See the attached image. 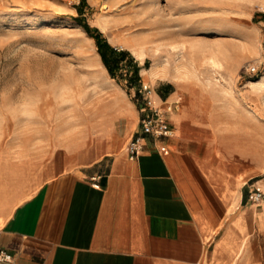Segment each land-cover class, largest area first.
<instances>
[{"label": "rangeland", "instance_id": "rangeland-1", "mask_svg": "<svg viewBox=\"0 0 264 264\" xmlns=\"http://www.w3.org/2000/svg\"><path fill=\"white\" fill-rule=\"evenodd\" d=\"M79 1L0 0V156L60 166L123 146L146 85L179 99L176 113L206 124L223 153L264 169V0H85L83 19L128 51L137 84L126 61L110 77Z\"/></svg>", "mask_w": 264, "mask_h": 264}, {"label": "crops", "instance_id": "crops-1", "mask_svg": "<svg viewBox=\"0 0 264 264\" xmlns=\"http://www.w3.org/2000/svg\"><path fill=\"white\" fill-rule=\"evenodd\" d=\"M169 120L133 159L128 141L60 166L0 156V249L13 264H264V202L248 198L264 169L193 117Z\"/></svg>", "mask_w": 264, "mask_h": 264}, {"label": "built area", "instance_id": "built-area-1", "mask_svg": "<svg viewBox=\"0 0 264 264\" xmlns=\"http://www.w3.org/2000/svg\"><path fill=\"white\" fill-rule=\"evenodd\" d=\"M253 70V69H252ZM143 107L141 108V116L139 119V130L131 136L127 145L126 152L130 159L138 154L142 147V138L145 135L153 138L170 137L173 130L170 126L169 116L178 109L179 99L171 102L167 99L155 102L153 99L154 91L143 85ZM264 183V173L258 181ZM97 187V184H94ZM249 201L253 204L264 202V191L254 188L249 193ZM0 263L13 264V256L4 249H0Z\"/></svg>", "mask_w": 264, "mask_h": 264}, {"label": "trees", "instance_id": "trees-1", "mask_svg": "<svg viewBox=\"0 0 264 264\" xmlns=\"http://www.w3.org/2000/svg\"><path fill=\"white\" fill-rule=\"evenodd\" d=\"M85 4V0H80L79 4L75 7L78 17L76 20L79 22L80 26L84 32L94 40L97 54L100 57V60L105 67L106 71L111 78H115L116 74L119 72V64L126 61L128 64V69L130 70V75L126 73L125 76H128V80L137 84L140 81L139 70L140 67L133 61L130 57L128 51L126 50H116L113 48L101 35V33L95 29L91 28L82 17L81 6ZM121 74V73H120ZM139 92V91H138ZM158 96L165 98L167 91L162 89L158 90Z\"/></svg>", "mask_w": 264, "mask_h": 264}, {"label": "bare ground", "instance_id": "bare-ground-1", "mask_svg": "<svg viewBox=\"0 0 264 264\" xmlns=\"http://www.w3.org/2000/svg\"><path fill=\"white\" fill-rule=\"evenodd\" d=\"M136 45V44H135Z\"/></svg>", "mask_w": 264, "mask_h": 264}]
</instances>
